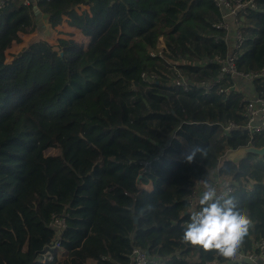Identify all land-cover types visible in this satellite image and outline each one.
<instances>
[{
    "label": "trees",
    "instance_id": "trees-1",
    "mask_svg": "<svg viewBox=\"0 0 264 264\" xmlns=\"http://www.w3.org/2000/svg\"><path fill=\"white\" fill-rule=\"evenodd\" d=\"M252 1L240 18L242 73L264 69V0ZM36 4L45 24L65 21L88 41L59 39L58 49L32 41L7 61L20 34L39 32L40 14L22 0L0 11V264H132L134 248L161 264H248L182 240L196 211L188 194L216 174L252 221L240 249L264 238V156L225 159L264 146V132L243 128L248 98L237 76L205 88L220 74L215 57L232 47L233 31L214 26L223 20L213 0ZM246 82L264 98L262 78ZM230 122L236 128L226 130ZM197 146L205 155L189 163ZM55 217L62 230L50 226ZM50 251L53 261L42 262Z\"/></svg>",
    "mask_w": 264,
    "mask_h": 264
},
{
    "label": "built area",
    "instance_id": "built-area-1",
    "mask_svg": "<svg viewBox=\"0 0 264 264\" xmlns=\"http://www.w3.org/2000/svg\"><path fill=\"white\" fill-rule=\"evenodd\" d=\"M12 0H0V11L4 9L7 4ZM36 1L38 0H22V4L25 6L33 5L37 7ZM219 12L222 13V22L215 24L214 26L217 29H221L226 33H229L231 30L233 31L231 40L232 47L228 49V52L224 58L216 56L214 61H217L220 64V74L216 79V82L212 85L206 86V91L214 88L225 75H230L232 77H239L243 80L253 82L256 78H262L264 80V69L256 73H242L239 72L236 68V59L237 52L242 44V37L240 32L241 20L240 19L245 14V9L247 7L254 8L253 1H244V0H213ZM38 8V7H37ZM226 18H230L233 22L232 25L228 23ZM228 37V36H227ZM158 48L160 49V53L164 50V43L161 42L158 44ZM174 69V68H173ZM178 76V74H177ZM141 79L145 82H150L154 79L153 76L148 77L144 73L141 74ZM175 86L181 87L182 90L186 91L188 88L187 82H185L182 78H177L175 80ZM245 125L243 126L244 130L248 133L250 137L264 132V98L257 96L252 99L246 100V108L244 112ZM236 126L233 123H229L225 129H234ZM143 166L142 173L146 172V169L149 168V164L147 162L140 163ZM211 186L217 189L218 194L228 197L231 196L235 187L229 183L223 181V179L216 174L213 181L209 183ZM204 185L193 188L187 196L186 204L195 210H199V198L204 191ZM252 191V188L250 189ZM50 226L53 229H61L65 226V221L63 217H55L51 222ZM58 241V237H57ZM58 242H55L51 249L58 248ZM252 248L248 251H244L240 249L236 256L229 259L230 263H240V261L246 262L248 264H264V238H260L259 240H254L252 243ZM41 261L51 262L53 261V253L52 251L41 254ZM61 251L56 252V258L59 260L63 258ZM131 263L132 264H161V258L159 256L151 257L145 251L140 248H134L131 253Z\"/></svg>",
    "mask_w": 264,
    "mask_h": 264
},
{
    "label": "clouds",
    "instance_id": "clouds-1",
    "mask_svg": "<svg viewBox=\"0 0 264 264\" xmlns=\"http://www.w3.org/2000/svg\"><path fill=\"white\" fill-rule=\"evenodd\" d=\"M202 157L205 151L192 147L187 157L191 163L195 155ZM199 198V210L193 211L183 228L182 240L205 252L214 251L218 256L230 259L237 255L251 226L250 217L238 208L235 199L218 194L210 184H204Z\"/></svg>",
    "mask_w": 264,
    "mask_h": 264
},
{
    "label": "crops",
    "instance_id": "crops-1",
    "mask_svg": "<svg viewBox=\"0 0 264 264\" xmlns=\"http://www.w3.org/2000/svg\"><path fill=\"white\" fill-rule=\"evenodd\" d=\"M87 9L88 8L83 7L82 9H78L77 11H78V13H80L82 10H87ZM38 10H39L38 14H40V16L43 18L40 9H38ZM225 20H227L230 25L233 24V22L230 18H226ZM40 28H41L42 34L48 35L50 37L54 36L55 40H59V39H64V40L67 39L68 40V38H70L72 36L74 38L73 40H77L78 42H81V43L87 44V41H88L86 38H84L81 35V33L78 30L74 29L73 27H70L68 24L65 23V21H63L60 25H58L56 27H52V26H49L47 24H44V25L40 24ZM35 33H40V31L35 32ZM35 33H31L30 35L20 34L21 42L18 44H13V46L10 48V50L11 49L15 50L16 48H19L18 49V51H19L21 48H24V42H25L24 40L35 36L36 35ZM10 50H8L7 52L10 53L9 52ZM234 81H235V83H234L235 86L239 90L245 92L247 94L248 99H252V98L256 97V95L254 94L253 87H252L251 83H248V82L244 81L243 79H240L237 77L234 79ZM148 184L150 185V183H148ZM151 189H152V185H151Z\"/></svg>",
    "mask_w": 264,
    "mask_h": 264
},
{
    "label": "rangeland",
    "instance_id": "rangeland-1",
    "mask_svg": "<svg viewBox=\"0 0 264 264\" xmlns=\"http://www.w3.org/2000/svg\"><path fill=\"white\" fill-rule=\"evenodd\" d=\"M38 21H39V23L41 24V25H44L45 23H44V19L40 16L39 18H38ZM51 26V25H50ZM38 31H40V33H35L36 35L35 36H33V37H30V38H28V39H26V40H24L25 42H24V47H27L28 46V44L30 43V42H32V41H44V42H46V43H48V44H50V45H53L54 47H55V49H58L59 48V45L57 44V41L58 40H55L54 39V36H48V35H45V34H42L41 33V28H40V30H38ZM71 39H74L72 36L70 37V38H68V40H71ZM67 40V39H66ZM161 42V41H160ZM82 44H84V46H86L87 44L86 43H82ZM18 49L19 48H16L15 50L14 49H11L9 52L10 53H6V60L7 61H10V59L12 58V55H14V54H16V53H18L19 51H18ZM52 154H53V152H54V150L53 151H50ZM137 186L139 187V189H146L147 191H151V185H149V184H142V183H138L137 184ZM148 186V187H147Z\"/></svg>",
    "mask_w": 264,
    "mask_h": 264
},
{
    "label": "water",
    "instance_id": "water-1",
    "mask_svg": "<svg viewBox=\"0 0 264 264\" xmlns=\"http://www.w3.org/2000/svg\"><path fill=\"white\" fill-rule=\"evenodd\" d=\"M33 9H34V14L37 15L39 13L38 8L36 6H34ZM247 154H252V155H255L257 157L258 156L262 157V156H264V146L258 147V148H255L252 146L240 147L235 151H231V152L227 153L225 156V159L230 163L238 164V162L240 160H242L243 158H245V156ZM133 221H134V223H136L137 219L133 218Z\"/></svg>",
    "mask_w": 264,
    "mask_h": 264
}]
</instances>
